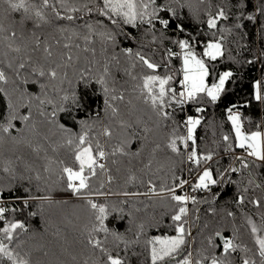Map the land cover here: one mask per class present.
Instances as JSON below:
<instances>
[{
  "label": "snow or ice",
  "instance_id": "obj_1",
  "mask_svg": "<svg viewBox=\"0 0 264 264\" xmlns=\"http://www.w3.org/2000/svg\"><path fill=\"white\" fill-rule=\"evenodd\" d=\"M3 3L8 16L20 14L17 23L22 27L18 33L15 26L7 28L0 22V46L8 50L4 55L7 57L9 52L15 54L7 63L0 60V98L7 100V114L0 115V132L18 144H25L36 160L43 161L37 166L36 160L17 156L15 161H7L3 172L12 181H42L46 193L55 190L52 184L62 183L63 191L83 201L81 207L90 215V224L86 225L87 243L101 254L103 264H128L126 256L120 253L127 254L131 247L141 244V237L146 236L145 223L136 224L132 238H127L125 233L115 227V222L131 217L132 213H125L124 207L106 201L98 202L94 197L117 195L107 188L116 179L109 161L112 165L119 163L112 157L138 156L140 153L130 151L134 144L131 139L134 133H129L110 151L106 150L98 136L90 133L96 123L102 122V114L103 118L112 120L127 132L133 125L124 118L121 106L131 113L137 107L134 101H138L155 116L158 128H170L163 148L170 150L176 157H183L180 164L190 165L182 168L181 172L196 175V182L192 183L184 175H177L172 170L170 183L157 186L149 179L145 192L118 193L124 197L159 198L169 208L165 215L170 223L165 224L161 217L149 226L171 228L174 234L152 236L143 241L148 249L150 264H236L233 254H236L239 264H264V214L260 215V223L257 224L251 216L243 213L246 224L250 226L255 252L241 240L237 234L239 229L232 234L217 229L201 242L199 258L194 257L189 249L192 232L188 221L190 204L210 202L198 199L194 193L207 192L211 194V202H214L222 193L213 192V187L224 184L236 185L237 206H243L247 201L255 208L264 210V198H249L247 195L252 191V185L264 191V183L257 182L256 172L253 171L264 168V132H246L238 106L233 104L228 107L227 120L231 123L234 136L225 134L222 140L231 162L226 168L213 169L209 165L218 153L201 151L197 145L196 129L202 124L203 117L185 114L182 121L175 119L177 109L183 111L186 105L195 104L196 112L204 113L207 108L201 105L205 101L217 104L221 100L234 72L225 70L217 73L212 62L226 58L225 53L230 51L226 47L230 42L229 37H233L237 46H244L240 43L244 39L240 34L244 27L242 21L256 20L254 14L245 11L248 0H236L227 9L223 5L216 6L214 12L211 0H197L199 5H208L203 10L206 19L202 23L209 31L201 33L200 37L188 34L175 40L169 37V32H186L182 19L183 9L187 8L194 19H200V8L193 9L190 0H87L83 3L81 0H3ZM232 9H235V13L230 17ZM258 11L264 13V0ZM94 13L97 16L95 20H85V14L92 17ZM233 18L238 22L220 26L221 21ZM77 21L84 22L77 24ZM128 26L142 33L148 45L163 44L167 40L179 51L172 48L161 51L159 47H152L149 48L150 54H146L141 50L147 46L144 40L127 31ZM46 29L48 31L45 35ZM236 36H239V40H236ZM125 39L135 40L139 47L135 50L132 47H120L121 41ZM199 45H203L200 53L196 51ZM157 52L160 54L159 60L153 58ZM174 57L182 62L179 70L171 66ZM253 62L247 61L249 64ZM25 71L33 79L29 80L23 74ZM121 80L124 83L128 80L139 81L133 87V92L137 93L134 97L126 98L128 90L121 84ZM9 84L13 85L11 91L5 87ZM29 84L36 86L39 91H27L26 86ZM49 89L54 95L49 94ZM96 97L102 100L100 107L96 106ZM254 99L264 104L261 81L254 84ZM47 106H51V111L46 110ZM33 107L35 114L41 117L40 123L51 126L43 140L47 142L58 134L59 142L53 141L52 145L46 146L39 140H27L24 137L17 139L11 135L13 130L20 132L16 122H23L31 129H36V124L30 123L34 116ZM80 113H84L85 117L91 113L92 122L81 118ZM68 120L72 122L71 125ZM77 125L80 131L74 132L73 128ZM181 126L186 129L185 134H181ZM143 131L147 133L151 129L145 126ZM99 135L111 139L112 128L105 125ZM4 139L5 136H0V143ZM49 147L53 153L59 149L68 150L73 165L69 166L63 159L50 157ZM237 149L243 154H237ZM160 150L161 144L155 143L153 155ZM17 162L23 166V172L19 175L17 167L13 166ZM152 163L149 160L144 167L151 169ZM119 170L117 167L116 171ZM245 170L249 177L247 186L240 187L245 182L232 177ZM53 176L56 177L55 181L52 180ZM136 180V175L130 173L126 183H135ZM21 187L23 195H16ZM6 193H12L11 201H19L23 207H9ZM33 201L41 202V207L44 203L55 202L50 194H33L29 186L13 183L7 187L0 186V262L7 260L9 264H32L30 253L24 251L26 242L21 239V234L26 233L28 228L24 221L15 218V214L29 208ZM128 203V200L121 202L123 205ZM211 212L215 214L216 210L213 208ZM28 215L36 216L37 212H29ZM226 215L234 218L236 214L228 211ZM100 234H103L102 238H99ZM109 237L112 240L111 247ZM85 264H89V261H85ZM91 264H99V259L91 260Z\"/></svg>",
  "mask_w": 264,
  "mask_h": 264
},
{
  "label": "trees",
  "instance_id": "obj_2",
  "mask_svg": "<svg viewBox=\"0 0 264 264\" xmlns=\"http://www.w3.org/2000/svg\"><path fill=\"white\" fill-rule=\"evenodd\" d=\"M81 2H87V0H81ZM193 9L200 8L201 14L200 19H194L193 14L187 9L182 10V19L186 28L185 33H172L169 32L168 35L172 40L183 38L188 34L194 37H200L201 33H206L209 30L206 25L202 23L206 19L203 15V10L208 5H199L197 0H190ZM262 0H248V8L245 10L246 13L250 12L256 16L255 22L244 20L242 21L244 27L240 30V34L244 36V39L240 42L243 47L237 46L233 37H229V43L226 47L230 49L225 53L226 58L218 59L212 62L216 72H223L225 70H232L234 72V77L226 84V91L222 95L221 100L217 104H210L207 101L201 106L207 108L204 113H197V105H186L183 111L177 109L175 113V119L177 121H182L187 115L202 116L203 121L200 126L196 129L197 145L201 151H213L218 153L214 156V161L210 162L213 169L226 168L231 162L230 155L224 150L225 142L222 140L223 135L227 134L234 136L231 123L227 120L226 109L236 104L239 108L242 118L244 119V128L246 131L260 130L264 132V104L257 102L254 99V84L256 81L262 82V87H264V13L258 11L260 8ZM236 0H211L212 11H215V7L223 5L227 8L235 4ZM6 5L3 0H0V22L4 23L5 27L12 28L15 26L17 32L19 33L22 25L17 23L20 20V14L14 13L12 16H8L5 12ZM235 13V9H232L230 17ZM97 18L94 13L92 17H88L85 14V20L89 22ZM84 21H77V24H82ZM238 21L230 19L229 21H221L220 26H230ZM127 31L131 32L135 36L141 37L144 43L147 45L144 49H141L146 54L149 53V48L159 47L162 51L164 48H172L174 51H179V49L172 44L170 41H164L163 44L159 45H148L147 39L142 36V33L130 26L126 28ZM48 29L45 30V35ZM235 35V32H234ZM236 40H239V36H236ZM120 47H132L134 50L139 46L135 40H122ZM203 45H199L196 48L198 53L202 52ZM7 48L0 46V60L7 63L8 59L15 57L14 53L9 52L8 56L4 55L7 52ZM156 60L160 59L159 52L153 57ZM252 60L253 63L249 64L247 61ZM182 62L178 57H174L171 60V66L173 69L179 70L181 68ZM83 68V61L81 63V70ZM24 75L28 76L29 80L33 77L25 71ZM11 75V73H10ZM71 75V73H70ZM215 75V73H214ZM177 78H180L178 74ZM139 81L128 80L124 83L121 80V84L128 90L126 98L134 97L137 93L133 92V87ZM175 86V85H174ZM11 91L13 88L12 84L6 85ZM67 87V85H65ZM27 91L37 93L39 89L34 85H27ZM49 94L54 95L49 89ZM137 105L136 109L129 113L127 109L122 107L124 113V118L132 123V128L127 132L119 128L112 120L108 118H103L102 122L95 124L93 131L90 135L98 136L101 143L105 144L106 150L110 151L121 140L128 137L129 133H134L131 139L134 141L131 152L139 151L138 156L129 155L127 157L119 156L112 157L111 159H116L119 161L118 165H112L109 161V167L112 169V174L116 177L111 185L107 188L117 195H110L107 198L100 197L95 198L98 202H108L109 204L124 207L125 213L131 212L132 216L125 220H118L115 222V227L119 229L120 232L125 233L127 238L131 239L133 232L136 231V224L144 222L146 225L145 232L146 236L141 237V244L133 246L129 249L128 253L125 254L121 252L122 256H126L128 264H150L149 253L146 245L143 241L146 238L152 236H162V235H173L171 228L167 227H150V224L155 223V220H159L163 217L165 224L170 223L169 218L165 213L169 211L165 202L161 201L159 198L149 199L145 196L138 197H124L119 195L123 191L129 192H145L147 191L146 182L151 179L157 186L162 183H170L169 177L171 176L172 170H175L177 175H184L187 177L189 175L186 171L181 172L182 168L189 167L190 165L180 164V160L183 157H176L170 152V150L164 149L163 145L166 142L167 135L170 128H158L155 116L147 109L146 106L140 104L138 101H134ZM7 103L6 98H0V115H6L5 105ZM35 105V102H33ZM102 105V100L100 97H96V106L100 107ZM247 105V106H246ZM47 111H51V106H47ZM33 121L30 123L36 124V129H31L30 126L25 125L23 122H16L17 127L20 132L13 130V136L17 139L24 137L27 140L37 141L47 145H52L53 141L59 142V135L53 136L51 140L45 142L43 136L48 134V127L40 123L41 117L35 114V107H33ZM75 114V113H74ZM81 118H86L89 122H92V114L89 113L85 117L84 113H80ZM66 119V117L64 118ZM139 121V123H137ZM71 121L68 120V124L71 125ZM108 125L112 128L113 137L111 139L99 135L102 128ZM147 126L151 129L150 132L145 133L143 131L144 127ZM259 126V128H258ZM74 132L80 131L79 126L73 128ZM181 134L186 133V129L181 126ZM0 136H5L4 142L0 143V186L7 187L9 183L17 184L20 186H29L33 189V194L43 195L50 194L55 201L52 204L44 203L41 207V202L33 201L29 208L22 212H17L15 214L16 219L24 221L28 231L21 234V239L26 242L24 251L30 253V258L32 264H85V261L99 259V264H103V258L98 251H94L92 247L87 243L88 230L86 225L90 224V215L85 208L81 205L83 201L75 198L70 192L63 191L64 185L52 184L54 191H45V184L42 181H36L33 179L30 183L26 180L12 181L11 177L3 172V167L9 160H16L17 156H23L26 160H36V157L32 154L31 149L25 144H18L14 142L10 136L0 132ZM147 136V139L144 137ZM155 143L161 144V150L153 155V146ZM54 146V145H53ZM233 146H235L233 144ZM237 153L242 152L237 149ZM48 155L50 157L63 159L69 166L73 165V160L71 154L66 149H59L57 152L53 153L49 147ZM251 159V158H249ZM152 160L151 169H147L144 165ZM216 161L219 163L217 164ZM42 160H36L37 166L42 164ZM14 167H17L19 175L23 172V166L17 162ZM56 167V166H54ZM119 167V171H116ZM59 171L58 167L56 168ZM256 172L257 182L264 183V168L253 169ZM130 173H134L137 177L135 183H126ZM195 178L193 183L196 182L195 173L189 175ZM103 179V177H100ZM247 170L243 173L233 176L232 179H242L245 183L241 184L240 187L247 186L246 181L248 180ZM56 177L53 176L52 180L55 181ZM144 181L145 183H141ZM51 183V182H50ZM96 186V182H93ZM252 191L247 195L249 198L261 197L264 198V191L260 188H256L252 185ZM37 189H40L37 191ZM213 192L220 191L222 194L220 197L212 201L211 194L206 196H199L198 199H206L210 202L199 203L197 205H189V216L188 221L190 225V230L192 236L189 238L191 243L189 249L193 252V256L198 257V251L201 248V242L204 238L212 233L214 230H222L225 234H232L239 229L237 233L241 240L256 251L255 245L253 244L252 236L250 234V226L246 224V217L243 213H247L257 222L260 223V215L264 214V210L255 208L250 203H245L243 206H237L235 198L237 193L236 185L224 184L213 187ZM16 195H23L22 187L16 192ZM12 193H6V197L9 199V207H23L19 201H11ZM128 200L127 205L121 204L122 201ZM215 209L216 212L213 214L211 209ZM140 209V211H136ZM37 212L36 216L28 215L29 212ZM228 211L234 212L235 217H228L226 213ZM198 224V227L196 228ZM207 225V227H205ZM131 229V231H128ZM103 234H100L99 238H102ZM218 243L220 241H217ZM112 246L111 237H109V247ZM135 253V255H133ZM181 257H178V259ZM258 259V257H256ZM233 259L236 260V264L239 261L236 259V254H233ZM0 264H9L7 260H3ZM174 264V262H173Z\"/></svg>",
  "mask_w": 264,
  "mask_h": 264
},
{
  "label": "built area",
  "instance_id": "obj_3",
  "mask_svg": "<svg viewBox=\"0 0 264 264\" xmlns=\"http://www.w3.org/2000/svg\"><path fill=\"white\" fill-rule=\"evenodd\" d=\"M237 154H243V153L238 151ZM186 178H188L192 183H193V181H194V179H195V178L190 177L189 175H187ZM186 188H187V186H186ZM207 194H208L207 192H197V193H194V195H196L197 198H198L199 196H206Z\"/></svg>",
  "mask_w": 264,
  "mask_h": 264
},
{
  "label": "rangeland",
  "instance_id": "obj_4",
  "mask_svg": "<svg viewBox=\"0 0 264 264\" xmlns=\"http://www.w3.org/2000/svg\"><path fill=\"white\" fill-rule=\"evenodd\" d=\"M182 66V65H181ZM244 130H245V128H244ZM246 131V130H245ZM253 131H256V130H253ZM246 132H252V131H246Z\"/></svg>",
  "mask_w": 264,
  "mask_h": 264
},
{
  "label": "water",
  "instance_id": "obj_5",
  "mask_svg": "<svg viewBox=\"0 0 264 264\" xmlns=\"http://www.w3.org/2000/svg\"><path fill=\"white\" fill-rule=\"evenodd\" d=\"M198 227V224H197V226H196V228Z\"/></svg>",
  "mask_w": 264,
  "mask_h": 264
}]
</instances>
